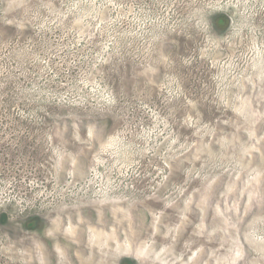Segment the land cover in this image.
I'll return each instance as SVG.
<instances>
[{
    "label": "rangeland",
    "instance_id": "1",
    "mask_svg": "<svg viewBox=\"0 0 264 264\" xmlns=\"http://www.w3.org/2000/svg\"><path fill=\"white\" fill-rule=\"evenodd\" d=\"M0 264H264V0H0Z\"/></svg>",
    "mask_w": 264,
    "mask_h": 264
}]
</instances>
